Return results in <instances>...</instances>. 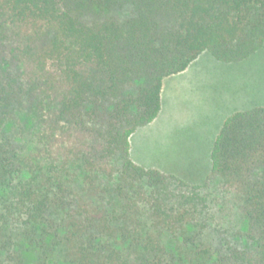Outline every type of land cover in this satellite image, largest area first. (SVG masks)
Here are the masks:
<instances>
[{
  "label": "trees",
  "instance_id": "obj_1",
  "mask_svg": "<svg viewBox=\"0 0 264 264\" xmlns=\"http://www.w3.org/2000/svg\"><path fill=\"white\" fill-rule=\"evenodd\" d=\"M263 45L264 0H0V264H264V105L202 183L130 154L165 78Z\"/></svg>",
  "mask_w": 264,
  "mask_h": 264
},
{
  "label": "rangeland",
  "instance_id": "obj_2",
  "mask_svg": "<svg viewBox=\"0 0 264 264\" xmlns=\"http://www.w3.org/2000/svg\"><path fill=\"white\" fill-rule=\"evenodd\" d=\"M161 99L158 117L131 135V158L191 183L204 182L225 119L264 105V45L232 63L203 52L186 70L164 79Z\"/></svg>",
  "mask_w": 264,
  "mask_h": 264
}]
</instances>
